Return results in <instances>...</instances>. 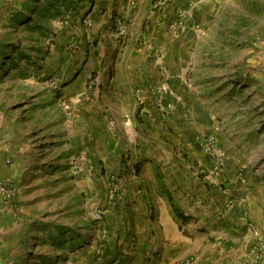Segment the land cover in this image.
Wrapping results in <instances>:
<instances>
[{
  "label": "crops",
  "instance_id": "obj_1",
  "mask_svg": "<svg viewBox=\"0 0 264 264\" xmlns=\"http://www.w3.org/2000/svg\"><path fill=\"white\" fill-rule=\"evenodd\" d=\"M241 1L255 0H168L160 10L156 0L92 2L77 15L87 35L60 36L52 62L77 124L69 158L81 153L83 169L66 182L88 196L85 211L95 196L112 234L93 264H264L249 255V223L264 229L263 170L242 171L237 158L216 170L201 144L214 135L229 148L233 116L220 106L229 95L216 83L210 24ZM118 16L130 19L123 43L113 36ZM65 39L79 48L67 52ZM16 163L2 146L0 182L14 197L0 193V254L30 204L21 202Z\"/></svg>",
  "mask_w": 264,
  "mask_h": 264
},
{
  "label": "rangeland",
  "instance_id": "obj_2",
  "mask_svg": "<svg viewBox=\"0 0 264 264\" xmlns=\"http://www.w3.org/2000/svg\"><path fill=\"white\" fill-rule=\"evenodd\" d=\"M77 1L0 0V148H11L17 171L24 170L16 187L21 202L30 203L18 215L14 232L3 237L0 264H93V256L105 257L112 239L104 212L94 208L95 196L92 210L85 211L88 196L66 182L83 169L81 153L69 158L77 124L71 102L66 98L63 104L59 95L52 59L63 32L74 37L89 32L77 15L91 4ZM104 2L93 0L96 8ZM239 5L210 24L217 46L216 83L229 95L220 106L233 116L223 136L226 153L215 137L223 165L237 158L242 171L261 169L264 178V0ZM78 48L77 41H65L67 52ZM98 212L102 221L96 219Z\"/></svg>",
  "mask_w": 264,
  "mask_h": 264
},
{
  "label": "built area",
  "instance_id": "obj_3",
  "mask_svg": "<svg viewBox=\"0 0 264 264\" xmlns=\"http://www.w3.org/2000/svg\"><path fill=\"white\" fill-rule=\"evenodd\" d=\"M199 1H204V0H199ZM168 2V0H156L154 4L155 10H160L162 9L165 4ZM130 25V19H127L126 17L118 16L116 19V27L113 31V36L117 39L118 42L123 43L125 39L128 36V29ZM63 104L67 103L66 97H61ZM116 121L112 122V125H116ZM202 150L204 153H206L209 156L215 157V162L216 164V170L222 168L223 166V159L222 155L220 153V148H219V142L217 138L213 135L207 136L202 143ZM112 182V181H111ZM111 186L113 187L114 190H116V185L114 182H112ZM0 193L3 194L5 197H10L13 199V191L10 186L7 184H3L0 182ZM96 219L98 221H102L103 218L101 217L100 213L98 212ZM251 229L254 234V241L250 250V260L252 263H258L261 261V259L264 257V236L260 230H258L254 225H251ZM189 264V263H185Z\"/></svg>",
  "mask_w": 264,
  "mask_h": 264
},
{
  "label": "trees",
  "instance_id": "obj_4",
  "mask_svg": "<svg viewBox=\"0 0 264 264\" xmlns=\"http://www.w3.org/2000/svg\"><path fill=\"white\" fill-rule=\"evenodd\" d=\"M77 2H78V3L80 2V4H81V3H84V2H86V3H90V4H91V3L93 2V0H78ZM182 218H184L185 220H189L188 217H183V216H182ZM60 228H61V229H60L61 231H64L65 233H68L67 230H66L65 228H63V227H60Z\"/></svg>",
  "mask_w": 264,
  "mask_h": 264
}]
</instances>
